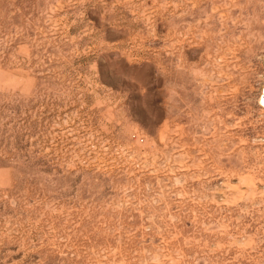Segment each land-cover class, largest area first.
Wrapping results in <instances>:
<instances>
[{"label":"rangeland","instance_id":"obj_1","mask_svg":"<svg viewBox=\"0 0 264 264\" xmlns=\"http://www.w3.org/2000/svg\"><path fill=\"white\" fill-rule=\"evenodd\" d=\"M263 198L264 0H0V264H264Z\"/></svg>","mask_w":264,"mask_h":264},{"label":"built area","instance_id":"obj_2","mask_svg":"<svg viewBox=\"0 0 264 264\" xmlns=\"http://www.w3.org/2000/svg\"><path fill=\"white\" fill-rule=\"evenodd\" d=\"M227 222L234 229H238L247 235H253L257 241V251L261 256V261H264V198L256 207V209H248L247 211H226Z\"/></svg>","mask_w":264,"mask_h":264},{"label":"bare ground","instance_id":"obj_3","mask_svg":"<svg viewBox=\"0 0 264 264\" xmlns=\"http://www.w3.org/2000/svg\"><path fill=\"white\" fill-rule=\"evenodd\" d=\"M262 98H263V96H262ZM262 98H261V99H262ZM261 102H262V101H261Z\"/></svg>","mask_w":264,"mask_h":264}]
</instances>
